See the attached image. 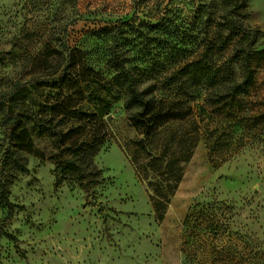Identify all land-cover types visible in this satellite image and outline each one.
<instances>
[{"label":"rangeland","instance_id":"rangeland-1","mask_svg":"<svg viewBox=\"0 0 264 264\" xmlns=\"http://www.w3.org/2000/svg\"><path fill=\"white\" fill-rule=\"evenodd\" d=\"M231 8L222 0H0V97L11 90L24 109L48 112L64 133L78 128L65 149L24 120L34 153L22 152L10 145L0 101V171L9 147L29 169L8 177L17 208L4 230L17 242L0 237V264H182L189 210L214 202L218 210L230 207L235 231L264 242V144L259 121L250 119L264 102L263 68L254 103L239 123L245 141L233 151L232 138L224 135L211 155L224 130L211 137L213 129L206 133L199 117L145 137L132 125L126 91L115 85L107 63L112 50L123 53L139 89L152 84L165 94L174 67L200 58ZM247 13L244 25L260 32L264 48V0H248ZM160 21L164 28L149 27ZM74 48L99 75L95 95L82 96L77 84L71 92L47 84ZM72 95L78 107L59 114ZM211 98L204 91L196 100L208 107ZM107 103L100 118L98 109ZM91 144L98 150L90 163L97 175L88 189L85 179L59 174L57 163ZM6 217L0 205V226Z\"/></svg>","mask_w":264,"mask_h":264},{"label":"trees","instance_id":"trees-1","mask_svg":"<svg viewBox=\"0 0 264 264\" xmlns=\"http://www.w3.org/2000/svg\"><path fill=\"white\" fill-rule=\"evenodd\" d=\"M222 1L230 3L232 8L220 17L221 29L214 35L213 41L204 49L200 58L192 62H181L174 67L171 76L166 78L169 87L165 94L160 95V89L152 84L143 90L139 89L130 59L117 50L111 51L107 63L115 72L114 83L126 91L125 105L132 125L145 137H152L169 123L200 118L199 123H203L206 133L213 129L211 137L224 130L213 143V148H210L211 155L224 135L228 140L232 138L233 151H237L239 142L245 141V135L238 130L239 123L245 119L244 113L249 101L254 103L251 100L259 91L258 69L261 67L264 70V48H261L259 43L260 32L244 25L248 15V0ZM149 27L159 29L164 28V24L160 21L157 25ZM104 31L110 33L112 29ZM112 44H116V38L112 40ZM227 52H231L229 57L225 63H221ZM82 55L77 48L69 50L61 65L47 80V84H52L54 89L63 92L64 89L71 92L76 87L71 84H77L82 96L83 93L90 92L95 95L99 75L86 64ZM204 91H208L212 97L208 107L196 100ZM0 101H4L1 106L8 125L10 145H15L14 148L22 152L34 153V145L24 126V120L33 122L40 130L55 137L65 149L68 147L66 140L72 139L70 136L78 129L71 128L64 133L54 123L55 118H49L48 112L43 115L32 108L24 109L25 103L15 101L11 90L3 92ZM66 102L67 107L59 114L71 113L78 107L74 104V95L66 97ZM258 105L257 116L250 114V119L259 121L261 140L264 144V102L260 101ZM109 109V103L105 107L101 106L98 109L100 118H103ZM248 111L253 113L252 110ZM232 127L237 130H230ZM228 128L229 132L225 133ZM97 151V146L93 144L88 145L86 149H76L73 158L57 163V172L72 173L79 179H85V186L89 189L94 182L92 178L97 175L93 171L95 169L90 168L91 158ZM232 157L230 153L229 158ZM2 168L0 205L6 208L7 217L0 226V237L6 236L17 242L16 237L4 230V225L10 221L17 208L10 200L8 177L15 173L28 174L29 169L21 160L15 158L10 147L4 153ZM160 203L156 205H163V202ZM229 209L228 206L220 208L221 212L214 202L197 204L189 210L181 239L182 264H264V242L259 237L254 238L248 233L235 231L231 218H227L226 211Z\"/></svg>","mask_w":264,"mask_h":264}]
</instances>
